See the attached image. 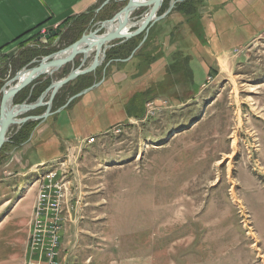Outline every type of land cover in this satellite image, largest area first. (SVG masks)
Returning <instances> with one entry per match:
<instances>
[{
	"label": "rangeland",
	"instance_id": "374dc122",
	"mask_svg": "<svg viewBox=\"0 0 264 264\" xmlns=\"http://www.w3.org/2000/svg\"><path fill=\"white\" fill-rule=\"evenodd\" d=\"M240 2L219 12V45L232 48L224 51L221 65L206 72L192 55V84L173 74L168 94L143 104L144 120L130 117L131 124L121 126L120 134L110 130L76 140L79 202L70 198L66 173H71V154L65 152L50 168L60 170L68 186L64 200L74 215L80 213L77 229L71 227L64 241H78L74 264L91 253H105L102 264H264V32L245 40L251 28L264 27V0ZM144 9H135L132 16ZM156 42L150 41L144 52L155 54ZM130 60L107 65V79L115 86L108 115L119 117L116 103L124 104L131 91L153 79L156 70L146 69L147 78L134 79L133 73L143 67ZM67 67L71 63L53 73V80L62 78ZM94 127L87 124L84 134ZM76 129L81 134L83 126ZM14 151L10 145L0 155V264H23L28 257L38 187L35 172L23 175L25 170L13 166ZM41 153L52 157L51 151ZM60 222L58 264L65 252L61 245L67 219Z\"/></svg>",
	"mask_w": 264,
	"mask_h": 264
},
{
	"label": "crops",
	"instance_id": "0c3cea01",
	"mask_svg": "<svg viewBox=\"0 0 264 264\" xmlns=\"http://www.w3.org/2000/svg\"><path fill=\"white\" fill-rule=\"evenodd\" d=\"M104 1L106 0H2V2H0V61L4 56L6 57L5 60L8 59L7 56L9 55L13 57L12 60L8 59L7 63H5L8 70L3 77L0 75V81H3L4 84V82L16 71L25 66H29L32 59L28 63L24 61L27 58L28 49L25 51L22 49L25 46L26 48L34 49L31 44L36 37H34V39L31 37L38 36L45 29H54L61 24L72 23L81 16L88 18L87 23L84 25L83 32L88 31L91 29V20L96 22L107 19L110 17L109 15L111 13H115L124 5L118 0H110L100 10L96 11ZM202 2L203 3L198 9L201 27L197 29V32L201 31V38L204 44L199 48L201 56L198 59L200 66L208 72L212 71L214 65H221L220 58L224 54V51L232 49L228 48V50H225L222 48V45H219L220 42H218V40H220L219 33L221 31L220 29L215 30V27H219V12L226 6H232V8L241 6V2L240 0H202ZM171 14L172 15H167L155 21L149 28V30H152L153 36L151 42L156 39V43L160 44V56L150 64L149 70L147 71L153 72V70H156L153 72L156 76H158L162 69L170 62V55L178 46L176 41L170 40L169 35L170 30L177 23H181L182 27L185 28V36L191 41V45L194 46L197 44V41L193 40L191 35L187 32L189 31L190 33L188 28L189 25L187 24L189 17L180 13ZM164 23H167L164 30L159 31L160 26ZM249 32L250 34L245 36L246 41L260 36L264 32V27L259 28L258 31L251 28ZM41 41L43 43L39 42L40 46L36 47L35 50H44L43 55H46V52L51 53L70 44L66 41L59 48L56 38H51L49 40L42 38ZM11 51H13L12 54H10ZM43 55H39L38 57ZM38 57L33 59H37ZM6 65L2 68L0 66V70L4 69ZM73 67L74 65L71 64V68ZM12 72L14 73L11 75L10 73ZM144 77L145 74H142L134 79H139L141 81ZM120 78L123 80L121 75L118 79ZM113 88H115V86L113 87V85L109 84V80L106 76L101 88L96 90L93 89L79 97L73 108L63 110L59 114L56 113L55 116L51 115L44 120H40L24 142L17 146H13L15 157L18 156L16 158H11L15 160L13 166L17 164L15 167H19L23 171L25 170L23 175L28 172H35L34 174L38 177L44 173V169L49 170L52 166H55L56 160L62 158L65 152H72L74 156H76V153L80 150L76 145L80 140L94 137L97 134L102 135L108 129L106 127V117L108 112H111L109 102H112V97L109 95L112 94ZM85 120L89 126L90 124L95 126L93 128L94 131L86 133L87 135L84 134L87 131ZM77 126H83L81 134H79L80 132L76 129ZM11 136L12 131L9 133L6 142L10 140ZM74 137H77V139ZM72 138L74 140H72ZM41 151H51L52 157L47 159L48 157L41 155ZM69 167L71 168V173H67V178L70 180V187L73 192L72 201H75V198L80 199V197L83 196L79 188L80 186L77 184V179L80 178L81 174L78 172V163L73 162ZM71 197L70 195V198ZM67 204L69 214L62 235L63 243L61 245V251L65 249V252L62 256L61 264H74L79 256L76 254L78 241H76V243L74 241L73 244L70 243V239L66 242L64 241L67 239V232L71 227L77 229L78 224H76V219H78L80 213H77V216L74 215V208L70 209L69 200ZM96 255L93 253L88 254L87 257L83 261L78 262V264L85 262H87L85 264H102L107 256L105 253H101V255L98 253V255Z\"/></svg>",
	"mask_w": 264,
	"mask_h": 264
},
{
	"label": "water",
	"instance_id": "95a60500",
	"mask_svg": "<svg viewBox=\"0 0 264 264\" xmlns=\"http://www.w3.org/2000/svg\"><path fill=\"white\" fill-rule=\"evenodd\" d=\"M109 1H104L96 11L100 10ZM118 1L125 2V4L113 13L111 17L96 22L91 20V29L82 32L79 38L63 48L37 59H32L29 66H25L16 71L4 82L0 88V148L8 140L7 134L13 126H16L18 129L26 121L44 120L53 114L61 112L72 100L98 87L105 78V69L110 61L103 67V77L100 80L93 82L90 86L71 95L62 106L52 109L53 99L62 86L73 81L78 76L94 73L103 63L106 51L109 48L144 32L141 41L132 50L130 55L125 59H117L118 61L129 60L145 41L150 26L155 21L167 16L179 0H169L168 7L161 14L158 11L162 6L163 0ZM137 8L145 9L138 16H132V13ZM63 26L64 24H61L57 29L40 35L38 39L44 38L45 40H49L54 36H58ZM92 52V59L87 63L88 57ZM78 55L81 56L79 64L71 68L64 77L52 80L35 101L13 102L15 95L22 89L29 85H31L30 89H32L33 82L36 79L42 76L44 78L51 76L68 63L74 65L75 58ZM40 107H45L42 113L24 115Z\"/></svg>",
	"mask_w": 264,
	"mask_h": 264
},
{
	"label": "trees",
	"instance_id": "16d2710c",
	"mask_svg": "<svg viewBox=\"0 0 264 264\" xmlns=\"http://www.w3.org/2000/svg\"><path fill=\"white\" fill-rule=\"evenodd\" d=\"M122 4H125V2H121ZM169 0H163L162 6L160 7L158 13H163L166 8L168 7ZM202 0H179L175 3L174 7L170 11L168 15L171 13H180L183 15H186L189 17V20L187 21V24L189 25L188 28L190 30V35L193 40L197 41L196 45H191V41L186 38L185 36V28L182 27L181 23H177L169 32L170 40L176 41L178 46L176 49L171 53L170 55V62L162 69L160 74L158 76L154 75L153 79L155 81H151V79L148 83H146L144 86L142 85V88L135 89L134 91H131L129 93V96L127 95L126 100L124 104L122 101H118L116 104L120 107L119 110V117L112 116V114L107 115V128L111 127L112 125H116L117 123H120L121 120L125 117V112H127L128 117H138L141 118L144 110H143V104L145 101L152 100L158 95H167L168 93L165 92V89L167 85L169 84L167 81L170 77H172L173 74L179 75L186 79L188 82L192 84L194 75L193 70L191 68V56L195 55L198 58L201 56V53L199 52L200 46L204 44L201 38V31L197 32V29L201 27V24L199 23L200 15L198 12L199 7L202 4ZM88 18L85 16H81L72 23V30L71 33L67 34L70 38H68V43L73 42L77 38L80 37L84 30V25L87 23ZM75 22V23H74ZM77 24V25H76ZM196 29V30H195ZM196 32H194V31ZM75 34V35H74ZM144 35V32L140 33L137 36H134L126 41L124 43L116 44L109 48L106 51V56L104 59V62L100 67H98L94 73L86 74L78 76L73 81L69 82L68 84L62 86L59 91L56 93L53 102H52V109H56L60 106H62L66 100L73 94L77 93L78 91L82 90L83 88H86L90 86L95 80H99L101 78V71L104 66V64L108 61H111L114 63L116 59H123L127 58L132 50L138 45V43L141 41L142 37ZM35 36L31 37L34 39ZM152 30L150 29L147 33V37L145 41L143 42L142 46L139 47L136 52L131 57V60L136 62L137 67H143V71L138 73V71H135L136 73H133L134 77L140 76L144 74V70H149V66L152 62H154L159 56H160V49H159V43L155 50L158 49V51L155 54H152L150 52H144L145 47L152 41ZM70 39V40H69ZM28 54L27 58L24 60L25 63H28L31 59L38 57L39 55H43L44 50H35L32 48H27ZM25 49V50H27ZM191 49V50H190ZM186 50L192 51L187 52ZM48 54V52H46ZM130 60V61H131ZM122 62H117L116 65L121 64ZM110 65V64H109ZM108 65V66H109ZM3 70V69H1ZM1 77L4 76V74L7 73L8 68L5 69L4 72L1 73ZM62 77L65 76L69 72V67L63 68L61 70ZM108 67L105 69V76L107 75ZM14 72L10 73L11 75ZM56 76V75H55ZM40 77L36 79L33 82V87L31 88V85L25 87L20 92H18L14 99V103L23 102L24 100H27L28 102H33L37 99L39 94L44 90V88L52 81L54 78L53 76H47L46 78ZM147 78V77H145ZM104 82V81H103ZM3 81H0V87L2 86ZM104 83L100 84L96 89L101 88V86ZM154 84V85H153ZM79 98H76L72 100L63 110H69L74 107L75 103L78 101ZM45 107H41L40 109H34L30 111V114H40L43 112ZM62 110V111H63ZM56 114H53L55 116ZM112 116V117H111ZM37 121H27L21 127L16 131H12V136L10 137V140L2 145L0 148V155L3 153V150L5 151L8 149L10 145L17 146L20 143L24 142L28 137L31 131L35 128V126L38 124ZM106 128V129H107Z\"/></svg>",
	"mask_w": 264,
	"mask_h": 264
},
{
	"label": "built area",
	"instance_id": "2783aa9c",
	"mask_svg": "<svg viewBox=\"0 0 264 264\" xmlns=\"http://www.w3.org/2000/svg\"><path fill=\"white\" fill-rule=\"evenodd\" d=\"M155 101L150 104L154 105ZM68 153L71 154L72 163L75 162L74 154ZM61 178L58 170V176L42 179L41 185L36 188L29 221L28 257L23 264H56L55 252L59 248L61 237L59 222L67 219L69 214L67 204H58V194H62V188L59 186ZM75 201L77 203L79 199L75 198Z\"/></svg>",
	"mask_w": 264,
	"mask_h": 264
},
{
	"label": "flooded vegetation",
	"instance_id": "af4514ba",
	"mask_svg": "<svg viewBox=\"0 0 264 264\" xmlns=\"http://www.w3.org/2000/svg\"><path fill=\"white\" fill-rule=\"evenodd\" d=\"M60 26V25H59ZM59 26H57L56 28H54V29H45L44 30V33H41V34H39L38 36H35L36 38L34 39V41L32 42V44H31V46L32 47H34V49L36 48V47H39L40 45H39V42H42L41 41V39L42 38H39L38 39V37L40 36V35H42V34H45V33H49L50 31H53V30H55V29H57ZM72 26L70 25V23H68V24H64V26L61 28V30H60V33L58 34V36H54L53 38H56V41H57V46L61 43V42H65V41H67L68 40V38H69V36L67 35V34H69V33H71V30H72V28H71ZM43 43V42H42ZM96 81V80H95ZM94 81V82H95ZM25 102H28L27 100H24ZM23 101V102H24ZM30 114V111L28 112V113H26V114H24V115H29ZM125 114V117L121 120V122L120 123H117L116 125H112L111 127H109L106 131H105V133L104 134H107L110 130L113 132V133H121L122 132V128H121V126H128L129 124H131L130 123V117H128L127 116V112H125L124 113ZM133 117V116H132ZM134 119H142V120H144V118H136V117H134ZM30 121V120H29ZM39 121V120H38ZM27 122V121H26ZM24 124V123H23ZM22 124V125H23ZM21 127V126H20ZM12 130L11 131H13V132H16L18 129H17V127L16 126H13L12 128H11ZM16 130V131H15ZM21 144V143H20Z\"/></svg>",
	"mask_w": 264,
	"mask_h": 264
},
{
	"label": "bare ground",
	"instance_id": "6f19581e",
	"mask_svg": "<svg viewBox=\"0 0 264 264\" xmlns=\"http://www.w3.org/2000/svg\"><path fill=\"white\" fill-rule=\"evenodd\" d=\"M124 43V42H123ZM63 158V157H62ZM69 162V161H68ZM66 164H67V162H66ZM64 167V166H63ZM60 167H58L57 169H59ZM65 168V167H64ZM53 169V168H52ZM62 170V169H61ZM65 170H68V168L67 169H65ZM50 171H51V169H50ZM48 171V172H46V173H44V174H42L41 176H39L38 178H37V183H38V186L39 185H41V180L42 179H51V178H54L55 176H58V170H55V171ZM59 172H60V170H59ZM64 174V173H63ZM67 174V173H66ZM64 176V175H63ZM64 180H66V179H64ZM66 184L67 183H65V181H63L62 179H59V186H61V188H62V194H58V204H61V203H63L64 204V198H65V195H66V193H67V187H66ZM69 189H71V188H69ZM69 191V190H68ZM70 192H71V190H70ZM71 195V194H70ZM65 203H67L66 201H65ZM62 224H61V222H59V229H60V231H61V228H62V226H61ZM57 255H58V250H56V252H55V259H57ZM56 264H58V262H57V260H56Z\"/></svg>",
	"mask_w": 264,
	"mask_h": 264
},
{
	"label": "snow or ice",
	"instance_id": "6c2138e0",
	"mask_svg": "<svg viewBox=\"0 0 264 264\" xmlns=\"http://www.w3.org/2000/svg\"><path fill=\"white\" fill-rule=\"evenodd\" d=\"M0 2H2V0H0Z\"/></svg>",
	"mask_w": 264,
	"mask_h": 264
}]
</instances>
